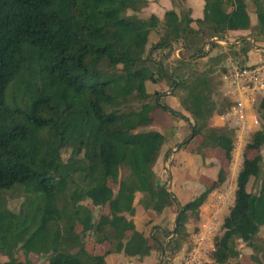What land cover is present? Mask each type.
I'll use <instances>...</instances> for the list:
<instances>
[{"label": "trees", "instance_id": "16d2710c", "mask_svg": "<svg viewBox=\"0 0 264 264\" xmlns=\"http://www.w3.org/2000/svg\"><path fill=\"white\" fill-rule=\"evenodd\" d=\"M253 2L256 24L247 0H205L198 19L191 8L171 9L163 19L143 16L149 0H0V254L7 258L0 264H30L23 257L30 253L46 255L49 264H107L112 253L180 251L189 218L199 217L226 172L220 169L184 205L158 181L155 164L168 137L142 129L159 110L189 118L154 86L170 83L194 120L183 147L194 141L230 160L234 130L209 123L219 84L212 67L225 57L209 56L205 47L216 48L214 39L229 31L264 36V0ZM175 45L190 57L173 60V67L154 57ZM205 56L204 68L189 60ZM258 112L263 126L246 144L234 204L215 238L217 264H264V239L257 238L264 226V98ZM251 178L261 182L258 195L247 190ZM15 191L25 196L19 212L7 207L6 195ZM137 192L142 209L157 215L182 207L173 230L160 224L137 230L126 216L137 213ZM93 235L95 243H109L105 253L89 251L86 238ZM239 241L253 248L249 257L241 256Z\"/></svg>", "mask_w": 264, "mask_h": 264}, {"label": "rangeland", "instance_id": "374dc122", "mask_svg": "<svg viewBox=\"0 0 264 264\" xmlns=\"http://www.w3.org/2000/svg\"><path fill=\"white\" fill-rule=\"evenodd\" d=\"M247 7L249 14H251L252 17H255L256 5L254 4L253 0H247ZM154 36L152 40L157 39V35ZM223 38L225 39V41L219 43L216 42L219 44L216 48L212 47L210 44L205 47V51L209 53V56L214 57V56L224 55L225 57L220 64H217L212 67L215 71V75L218 76L216 78V81H218L219 84L213 93V98L217 103V108H216L217 110L210 119L209 123L211 126L214 127L227 126L230 128L229 125L233 126V121L231 120L230 122H228L226 119V115L230 110V106L232 102L224 95V91L222 89L223 81H221V76L224 73L223 71H226L227 65H230L229 64L230 58H232L231 60H236L238 63L242 62V59L245 56L241 52V48L247 50V54H245L246 55L245 58L247 59V61L245 62L246 64L247 62L249 64L260 60L264 61V36H260V37L253 36L250 30H244L241 32L240 31L227 32ZM230 45H234L235 48L230 49L229 48ZM190 54L191 53L182 50V45H175L170 52L158 51L154 54V57L163 61L164 63H169L170 65L172 64L173 60L179 59L182 56L190 57ZM189 60L191 61L194 60L193 62H195L194 64L197 68H204L210 62L209 58H207L206 56L203 58H191ZM170 66L173 67L174 65H170ZM154 88L164 95V100L167 103H169L174 109L186 115L189 118V122H191L190 124H193L194 120L191 114L182 107L179 101V97L172 96L170 94L171 92L170 83L168 82L157 83L154 86ZM261 99L262 98H260L259 96L258 100L255 101L254 105L257 111ZM189 122L183 120L182 118H179L176 115L169 114L168 112L159 110L154 114V122L150 126L142 129V130H152V129L159 130L165 133L168 137L165 145L162 148L159 158L155 164L157 179L161 184L165 185V187L169 184V176H168L169 172L171 173L173 180L172 167L179 168V166L184 165V162L181 159L182 157L178 158L173 155L176 152L175 150H179L183 148L182 142L188 137V135L191 132ZM171 124H175L174 130L169 129V126ZM233 130L235 131V129ZM253 133H250L249 136L246 135L245 136L246 140L240 141L239 144H236L235 150H233L234 154L239 148L242 147L241 148L242 150L245 147L246 143L250 141L251 135ZM235 139H236V134H235ZM218 153H219L218 156L219 159L217 158V155H215L212 161L213 162L216 161L218 163L217 164L218 167H222V169L225 168L227 171L228 170L227 162H229L228 158L225 156L224 151L221 150L218 151ZM62 154H63V159L66 160L70 155V150L64 149ZM249 154L251 153L248 152L247 155ZM194 158H195V163L191 162V164H193V169L191 171L188 170L189 173L187 175V177L189 178L190 175L192 174V180L194 181L191 183V185H193V187L186 185L187 191L185 195L183 197L177 198L181 205H184L185 203L190 201L191 199L190 197L194 196V193L196 191V186L199 185V183H197L199 176L198 171L200 169L207 168L208 166L206 164L207 159H202L200 155ZM212 161L208 160V162H212ZM263 172H264V165H263ZM207 184L208 182H201V185L204 187V190L206 189ZM260 184H261L260 181H256L255 179H253V187L255 188L259 187ZM111 185L116 190V186L114 185L113 182H111ZM178 193L179 192L177 191V194ZM174 194L176 195V193ZM6 198H7V207H9V209H11L14 212H19L22 207V203L25 200L24 193L22 191H15L13 193L7 194ZM141 198H142V193L137 192L134 204L137 205V209L139 210H142V207L139 205V201ZM215 200H221V201L224 200V201L220 206H217L213 202L208 203L206 207H204L205 205H202L199 209V217L196 219L193 217L189 218L186 224V240L183 243L180 251H178L174 256H166V254L164 253V256L162 257V253L160 252H154L151 256L142 257V258L140 257L128 258L126 256H122L121 254H111L108 257V263L109 264H175L174 260L177 255H180L178 257L177 264H183L186 262L187 259L191 258L192 256L197 257L198 255L200 256L199 259L201 261L200 263L197 264H210L209 262L213 263V261L215 260L213 259L214 252L212 250V247L214 246L215 238L219 237L220 233L223 231L222 222H223V214L225 211L223 205L224 202L228 204V202L230 201L228 199V196H225V198L222 199V197L219 195L215 197ZM95 210H96L95 215L97 216L99 212H101V209L96 208ZM177 214L178 212L176 208L166 209L164 213L158 215L156 219L152 220L151 222V219L149 217L150 215L148 216L147 214L143 213L141 214L142 216L136 218L135 224L139 228H144L145 233H147L149 228L154 224L163 225L164 229H166V231L169 232L174 229ZM94 240H95V235H93V237L86 238L88 249L91 253L101 252V250L103 251V246H106L105 248L109 246L106 243L104 245L101 244L98 245L97 243L94 242ZM242 256L249 257L250 255H242ZM23 257L26 260H28L30 264H49L48 257L46 255H36L30 253L29 255ZM6 260L7 258L0 254V262H4ZM226 264H231V263L228 262Z\"/></svg>", "mask_w": 264, "mask_h": 264}, {"label": "crops", "instance_id": "0c3cea01", "mask_svg": "<svg viewBox=\"0 0 264 264\" xmlns=\"http://www.w3.org/2000/svg\"><path fill=\"white\" fill-rule=\"evenodd\" d=\"M204 5H205V0H149L148 6H146L142 10V12H143V16H149L151 14H155L160 19H163L165 13L171 9H175L177 12H180L182 9L191 8L192 17L194 19H198V18H201L203 16ZM250 17H251L252 24H255V22L257 21L256 13H255V17H252L251 14H250ZM193 25L196 26V23H194ZM239 31L241 32L244 30L229 31V32H239ZM153 36L154 35L151 36V40H152ZM156 40H153V41H156ZM259 62H262V60L252 62V63H259ZM252 63H249V64H252ZM221 81H222V77H221ZM221 84H222V82H221ZM222 89H223V87H222ZM258 97L259 96L252 95L250 99H248V98L242 99V103L247 106V113L249 115L248 119L250 120V122H251V117L254 115L259 117L261 120H263L261 118L259 112L255 109V105H254L255 101L258 100ZM171 125L174 126L175 124H171ZM230 128L233 129L232 127H230ZM255 131H257V130H253L251 133H253ZM235 134H236V132L234 131V137H235ZM197 138H199V140L201 141V137H197ZM194 143H195L194 141L190 142V144L188 146H185L179 150H175L176 151L175 154L173 153L174 154L173 156H176L178 158L182 157L181 159L184 162V165L179 166V168L172 167L173 180H172V184H171V188H172L171 191H173V193H176L177 198L183 197L185 195V193L187 191L186 185L193 187V185H191V183L194 181V180H192V174L190 175L189 178L187 177V175L189 173L188 170L191 171L193 169V164H191V162L195 163L194 157L200 155L202 157V159H207L206 164L208 166H207V168L200 169L199 170L200 172L198 171L199 176H198L197 183H199V185L196 186V191L194 193V196L190 197L191 198L190 200H192L194 197L198 196L204 190V187L201 185V182H209V181L217 180L219 170L222 169V167L217 166L218 163L216 161H214V162L212 161V159L215 157V155H217V158L219 159L218 151H221V149H219V148L210 149L208 147L198 146L197 144H194ZM241 148H239L235 154L232 152L234 155L232 154V158L230 160L228 159V161H229V162H227L228 163L227 164L228 170L226 171V169L224 168V171L226 172V175H227L225 181L218 188L213 190L208 195L207 200L203 204V205H205L204 207H206V205L208 203L213 202L217 206H220L224 200H222V201L221 200H215V197L217 195H219L222 197V199H224L225 196H228V199L230 201L228 202V204H226V202H224V205H223V207L225 208V211L223 209V211H224L223 220H224L225 216H227L229 214L230 207L234 204L235 194H236V190H237V176H238V173L243 166L244 154L247 152L246 145L242 150H241ZM253 154L254 153L250 154L249 156H252ZM208 160H211L212 162H208ZM169 163H170V161H169ZM227 165H226V167H227ZM247 190L249 192H253L256 195H258L260 190H261V185L259 187H256V188L253 187V178H251L247 184ZM177 191L179 192L178 193L179 195L177 194ZM226 207H227V209H226ZM143 213L147 214L148 216L150 215L149 217L151 220L156 219V217L158 216L152 210H144V209H142V210L137 209V213L133 217L128 215V214H126V216L128 219H133L134 222H136L135 221L136 218L139 216H142L141 214H143ZM153 217H155V218H153ZM222 224H223V222H222ZM136 228H137V230H139L141 232L144 231V228H139L137 226H136ZM223 233H224V230L220 233L219 237H221L223 235ZM257 238L259 240L264 239V226H262L260 228V231L257 235ZM105 243L109 245V243H107V242H105ZM105 243H102L101 245H104ZM98 245H100V244H98ZM105 247L106 246H103V251L101 250V252H97L96 254L105 253V251L109 249V246L107 248H105ZM238 249L241 251V256L242 255H251L253 253V248L251 246H248V244L246 242H243V241H239ZM153 253L154 252H152V254ZM112 254H121L122 256H126L123 252L112 253ZM110 255L111 254L107 255V257H106L107 264H109L108 263V257ZM151 255H149V256H151ZM149 256H146V257H149ZM179 256L180 255H177L175 257V260H174L175 264H177V260H178ZM126 257L133 258L131 256H126ZM199 257L200 256L198 255L196 258L200 262L201 260L199 259ZM209 263L210 264H217L215 261H213V263H211V262H209ZM183 264H185V263H183Z\"/></svg>", "mask_w": 264, "mask_h": 264}, {"label": "built area", "instance_id": "2783aa9c", "mask_svg": "<svg viewBox=\"0 0 264 264\" xmlns=\"http://www.w3.org/2000/svg\"><path fill=\"white\" fill-rule=\"evenodd\" d=\"M231 59L230 65H227V69L221 77L224 95L232 102L226 119L228 122L233 121V126H229L236 132L235 150L236 144L246 140V135L249 136L253 130H259L262 127L263 120L255 115L251 117L250 122L247 106L242 103V99H250L252 95L264 98V61L246 64ZM212 250L215 251V246L212 247ZM197 263L200 262L196 256H192L185 262V264Z\"/></svg>", "mask_w": 264, "mask_h": 264}, {"label": "water", "instance_id": "95a60500", "mask_svg": "<svg viewBox=\"0 0 264 264\" xmlns=\"http://www.w3.org/2000/svg\"><path fill=\"white\" fill-rule=\"evenodd\" d=\"M214 41L219 43V42L225 41V39L224 38H215ZM168 176H169V184L166 186V189L171 191L172 176H171L170 172L168 173ZM181 211H182V207L180 206V210H179V212L177 214V221H178V216L180 215ZM176 227H177V225H176ZM163 256H164V252H162V257Z\"/></svg>", "mask_w": 264, "mask_h": 264}]
</instances>
